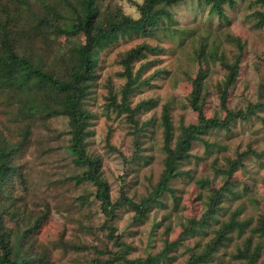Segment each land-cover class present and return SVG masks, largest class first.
Listing matches in <instances>:
<instances>
[{"label":"rangeland","instance_id":"1","mask_svg":"<svg viewBox=\"0 0 264 264\" xmlns=\"http://www.w3.org/2000/svg\"><path fill=\"white\" fill-rule=\"evenodd\" d=\"M28 1L30 9L22 8L21 0H0V26L8 21L13 29L10 35L19 50L30 52L44 67L66 78L75 58L73 47L83 43L85 36L60 33L52 27V23L63 25L69 20L65 2ZM144 2L97 0L103 13L118 6L135 18H139V6ZM51 7L59 14L52 13ZM258 9H263L258 0H237L234 6H226L228 18L224 20L211 14L210 5L204 1L184 0L171 8L173 19L158 25L157 32L120 36L100 52L87 99L95 118L89 126L86 148L89 155L101 160L102 175L110 184L113 202L119 200L121 189L139 202L160 181L166 155L164 106L170 104L175 135L181 125L197 122L191 93L201 69L205 72L204 112L208 117H225L218 86L224 80L226 68L220 55L225 54L233 61L240 52L227 40L229 36L240 37L246 45L228 105L237 111L246 109L250 103H262L257 114L249 119H237L229 129H213L196 139L192 157L180 166L183 175L171 182L173 192L167 191L162 202L153 205L142 222L133 219L135 213L128 205L120 204L111 223L114 228H109L101 202L96 198V186L77 181L81 168H77L67 151L68 118L38 116L18 122L14 118L15 100L0 91L2 145L21 146L14 157L17 173L8 178V185L0 191L2 232L11 235V243L22 232L25 234L19 255L30 256L27 264H93L96 258L106 260L118 253L120 256L123 251L120 243L131 246L126 260H118L121 264H148L138 260L165 251L166 255L156 264H189L192 256L200 254L213 239L214 230L219 227L217 221L227 220L234 211L239 214L232 239L214 258L195 264H240L245 260L235 258V254L249 237L253 244L262 243L263 238L252 232L264 216V27L256 26L254 13ZM42 18L48 21L40 22ZM142 44L159 49L136 60L132 68L136 73L145 64L142 84L130 96V105L135 107L142 100H154L152 106L137 116L140 123L146 122L139 151L127 114L119 115L110 107L109 97L122 102L126 83L122 74L123 56ZM138 154L146 158L140 159ZM234 162L232 192L224 195L219 211L207 222L209 225L185 234L184 230L208 211L214 190L227 179L217 169L228 168ZM263 261L264 243L259 263Z\"/></svg>","mask_w":264,"mask_h":264},{"label":"trees","instance_id":"2","mask_svg":"<svg viewBox=\"0 0 264 264\" xmlns=\"http://www.w3.org/2000/svg\"><path fill=\"white\" fill-rule=\"evenodd\" d=\"M67 5L66 16L69 20L63 25L52 23V27L60 33H82L85 36L83 43H78L73 47L75 58L72 59L68 69L67 77L58 76L57 72L47 69L42 61L37 60L30 52L19 50L18 44L12 40L10 35L13 32L10 24L1 23L0 33V91L12 95L15 100L17 112L15 120H29L38 116H57L62 115L68 118L67 134L70 136V142L67 145V151L72 156L77 168H81L76 178L78 182H91L96 186V198L101 202V207L106 215V225L113 229L111 224L115 218V210L118 205H128L135 213V221H143L148 217L152 206L162 202L161 198L167 191L173 192L171 182L174 178L182 176L180 166L183 162L192 157L193 142L201 138L208 131L223 128L229 129L237 119H249L257 114V109L262 107V103H250L246 109L235 111L228 105L230 89L238 80L240 74V63L242 50L246 45L240 37L229 36L228 41L234 43L240 50L233 61L228 60L225 54L220 55L223 66L226 68L224 80L219 84L220 103L225 111L224 118L208 117L204 112L202 102L204 70H200L193 83L191 93L192 108L198 113L197 122L188 125H181L180 131L175 135L170 104H166L162 113V126L164 132V170L160 181L156 184L153 191L143 197L139 202L131 199L124 189H121V195L117 202H113L110 192V184L103 177L101 171V160L88 154L86 144L87 136L90 134V128L95 114L88 107L87 99L91 94L90 87L96 77V69L100 58V52L115 43L120 36L126 34L149 35L158 31V25L166 24L167 20H172L171 8L184 0H145L140 4L139 18L126 15L122 9H109L103 13L98 7L97 0H61ZM210 5V13L218 18L226 20V6H234L237 0H202ZM261 2L263 9H258L254 13V19L257 27H264V0ZM22 8H29L28 0H21ZM48 7V4H47ZM51 12L58 15L54 8ZM6 13V11L4 10ZM67 18V19H68ZM46 19H40V22H46ZM159 48L152 47L149 44H142L129 50L122 59L126 76V83L122 92V102L119 103L116 97H109V106L114 107L116 112L127 114V119L133 125L135 135V144L138 150L142 149L140 140L146 122L140 123L137 119L138 113L152 106L154 100H142L135 107L130 105V96L141 84V72L143 66L133 73V63L136 60L144 58L148 52H155ZM10 90V92L8 91ZM14 120V121H15ZM28 131V130H27ZM1 132V131H0ZM207 143V142H206ZM3 139L0 136V191L3 186L8 185V178L17 173L18 166L14 163V157L21 151L20 144L16 146H4ZM137 150V151H138ZM138 158L145 159L144 155L138 154ZM134 158V157H133ZM237 162V161H236ZM236 163H232L228 168H218L219 172L227 175L225 183L214 190L211 205L208 211L199 221L192 222L184 233H190L196 230L198 226L209 225L212 217L219 211L224 195L232 192V169ZM178 203V198L174 194ZM239 212L234 211L226 220H218L219 227L214 230L213 239L200 254H194L189 264L196 262H206L219 252L225 244L232 239L231 234L236 229L237 216ZM2 217V216H1ZM4 226L0 219V262L2 264H27L30 256H20L23 240L26 237L22 232L16 238L14 243L10 242V234L5 235L2 230ZM253 233L258 234L263 241L261 244H253L252 237H249L244 246L238 249L235 258L245 260L240 264H260L259 260L263 254L264 243V216L257 224ZM112 231L111 235L113 236ZM123 246L122 253L106 260L94 259L93 264H121L118 260L124 258L131 246L120 243ZM166 255V251L155 256H149L146 259H139L140 263L156 264ZM264 264V261L263 263Z\"/></svg>","mask_w":264,"mask_h":264}]
</instances>
